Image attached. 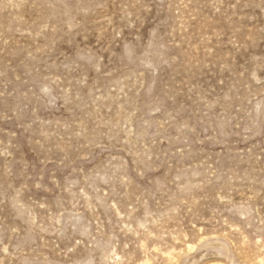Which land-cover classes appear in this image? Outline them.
<instances>
[{"label": "rangeland", "instance_id": "obj_1", "mask_svg": "<svg viewBox=\"0 0 264 264\" xmlns=\"http://www.w3.org/2000/svg\"><path fill=\"white\" fill-rule=\"evenodd\" d=\"M0 264H264V0H0Z\"/></svg>", "mask_w": 264, "mask_h": 264}]
</instances>
